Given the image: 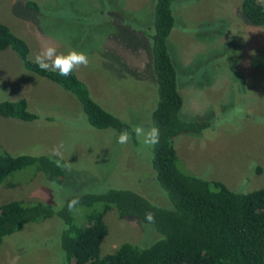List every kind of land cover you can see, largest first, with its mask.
I'll list each match as a JSON object with an SVG mask.
<instances>
[{"label": "rangeland", "instance_id": "1", "mask_svg": "<svg viewBox=\"0 0 264 264\" xmlns=\"http://www.w3.org/2000/svg\"><path fill=\"white\" fill-rule=\"evenodd\" d=\"M28 1L39 10L29 9ZM242 1L175 0L168 42L185 101L183 118L211 122L200 134L175 138L180 165L233 191L251 192L264 188V25L242 15ZM155 2L0 0V22L28 42L32 60L45 43L62 54L84 52L89 64L75 71L93 97L132 126L147 129L154 126L158 100L149 36ZM20 98L39 118L26 122L0 115V149L56 155L66 176L57 183L32 167L12 173L0 183V205L42 201L58 211L72 196L113 187H130L168 204L154 177L153 147L137 139L118 143L114 129L90 125L74 94L27 69L12 48L0 50V102ZM99 206L76 209V221L83 223ZM105 220L109 234L102 254L126 241L146 247L162 236L153 225L120 219L115 208ZM63 229L57 215L27 223L0 243V264H69L61 247Z\"/></svg>", "mask_w": 264, "mask_h": 264}, {"label": "trees", "instance_id": "2", "mask_svg": "<svg viewBox=\"0 0 264 264\" xmlns=\"http://www.w3.org/2000/svg\"><path fill=\"white\" fill-rule=\"evenodd\" d=\"M175 0H156L151 37L152 64L157 80L158 100L152 120L159 129V143L153 147L155 180L168 204H159L130 187H113L100 193L75 195L58 211L49 202L25 204L10 201L0 205V243L8 235L57 215L64 224L61 247L69 264H264V188L251 192L229 189L219 181L204 179L180 165L175 138L183 133L200 134L211 126L209 120H187L182 116L184 97L178 83V69L169 50V37L175 27ZM29 9L39 10L34 1ZM242 15L255 25H264L261 0H243ZM12 48L27 69L71 92L83 106L95 128H111L120 133L132 125L105 109L88 85L74 71L68 77L41 70L30 58L28 42L7 24L0 22V50ZM26 98L0 102V115L26 122L39 118L28 108ZM136 142V138L132 139ZM34 168L51 182L61 183L66 176L63 160L56 155L13 154L0 149V183L12 173ZM157 183V184H158ZM165 192V193H164ZM79 203L69 211L68 202ZM99 208L75 219L80 207ZM171 204V206H170ZM115 208L120 219L135 218L153 225L162 235L149 246L123 242L112 253L102 254V242L109 234L105 216ZM154 214L149 223L145 213Z\"/></svg>", "mask_w": 264, "mask_h": 264}, {"label": "clouds", "instance_id": "3", "mask_svg": "<svg viewBox=\"0 0 264 264\" xmlns=\"http://www.w3.org/2000/svg\"><path fill=\"white\" fill-rule=\"evenodd\" d=\"M33 63H35L43 71H51L57 73L60 77H68L81 66L87 67L89 64L88 56L77 50H70L66 54L58 53L57 48L52 43H45L41 50L35 54ZM139 140L142 145L154 147L159 143L160 132L155 126L145 128L143 125H134L129 130H123L117 136V142L127 144L133 138ZM79 203L77 197L72 198L68 202L69 211H73ZM145 219L149 223L155 222L154 214L151 212L145 213Z\"/></svg>", "mask_w": 264, "mask_h": 264}]
</instances>
